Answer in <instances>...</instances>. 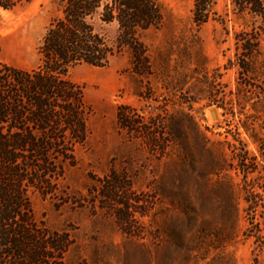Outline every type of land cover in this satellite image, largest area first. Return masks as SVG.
I'll list each match as a JSON object with an SVG mask.
<instances>
[{"label": "rangeland", "instance_id": "rangeland-1", "mask_svg": "<svg viewBox=\"0 0 264 264\" xmlns=\"http://www.w3.org/2000/svg\"><path fill=\"white\" fill-rule=\"evenodd\" d=\"M59 1L0 9V64L37 65ZM155 1L161 22L138 37L148 73L132 70L127 47L106 66L69 68L88 134L58 191L32 195L34 216L68 232L67 264H264V21L231 0H214L202 23L192 0ZM96 29L116 45L115 22ZM120 106L141 128L119 125ZM109 178L123 188L108 192ZM117 202L135 210L131 232Z\"/></svg>", "mask_w": 264, "mask_h": 264}, {"label": "trees", "instance_id": "trees-1", "mask_svg": "<svg viewBox=\"0 0 264 264\" xmlns=\"http://www.w3.org/2000/svg\"><path fill=\"white\" fill-rule=\"evenodd\" d=\"M20 1L0 0V9H11ZM213 3L192 0L193 20L205 22ZM231 3L238 11L264 21L262 0ZM161 18L155 0H60L37 47V65L24 69L0 64V264H67L68 232L50 229L37 220L31 197L58 191L65 167L74 164V150L88 134V106L82 87L68 79V70L82 63L106 66L116 52L127 47L132 70L148 73L146 49L138 37L157 27ZM110 22L117 24L115 46L96 29L97 24ZM252 50L243 46L244 56ZM125 109L117 110L119 125L130 132L141 128L124 114ZM105 183L108 192L123 188L116 178ZM105 197L115 201L111 193ZM119 204L126 213H119L117 222L131 232L135 210Z\"/></svg>", "mask_w": 264, "mask_h": 264}, {"label": "water", "instance_id": "water-1", "mask_svg": "<svg viewBox=\"0 0 264 264\" xmlns=\"http://www.w3.org/2000/svg\"><path fill=\"white\" fill-rule=\"evenodd\" d=\"M213 113V112H212Z\"/></svg>", "mask_w": 264, "mask_h": 264}]
</instances>
